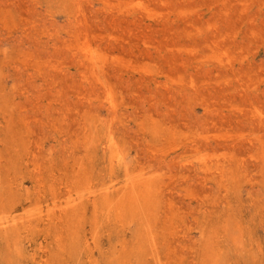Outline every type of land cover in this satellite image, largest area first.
<instances>
[{
    "label": "rangeland",
    "instance_id": "obj_1",
    "mask_svg": "<svg viewBox=\"0 0 264 264\" xmlns=\"http://www.w3.org/2000/svg\"><path fill=\"white\" fill-rule=\"evenodd\" d=\"M1 221L0 264H264V0H0Z\"/></svg>",
    "mask_w": 264,
    "mask_h": 264
},
{
    "label": "bare ground",
    "instance_id": "obj_2",
    "mask_svg": "<svg viewBox=\"0 0 264 264\" xmlns=\"http://www.w3.org/2000/svg\"><path fill=\"white\" fill-rule=\"evenodd\" d=\"M41 175V174H40ZM139 184V183H138ZM141 185V184H140ZM133 188H136V186H134ZM91 191V190H90ZM58 192V191H57ZM67 192V191H66ZM93 192V191H92ZM112 192V191H111ZM91 193V192H90ZM62 194V193H61ZM110 194V192L107 190V191H105L104 193H102L101 195H100V199L102 200V201H104L105 202V200H106V202L109 200V198L108 197H110V196H108ZM113 195V194H112ZM67 197V196H66ZM94 197H95V195H94ZM94 197H92L93 198V200H94ZM96 199H97V197H96ZM95 199V201H94V204L96 205V201L98 200H96ZM92 200V199H91ZM76 205V204H75ZM77 206V205H76ZM72 207V206H71ZM74 207H72V208H70L69 210H72ZM62 210V209H61ZM61 212V211H60ZM64 212V211H63ZM69 213V212H68ZM67 212H66V214H68ZM63 214V213H62ZM3 220H4V218H3ZM0 224H3L2 223V221H1V223ZM6 224H7V222H6ZM4 226V225H3ZM6 226V225H5ZM5 226H4V228H5ZM2 227V226H1ZM6 228H8V227H6ZM4 229V230H7V229Z\"/></svg>",
    "mask_w": 264,
    "mask_h": 264
}]
</instances>
